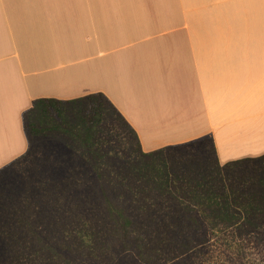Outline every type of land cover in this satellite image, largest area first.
<instances>
[{"label":"crops","instance_id":"1","mask_svg":"<svg viewBox=\"0 0 264 264\" xmlns=\"http://www.w3.org/2000/svg\"><path fill=\"white\" fill-rule=\"evenodd\" d=\"M103 93L141 151L264 154V0H0V167L41 97Z\"/></svg>","mask_w":264,"mask_h":264},{"label":"trees","instance_id":"2","mask_svg":"<svg viewBox=\"0 0 264 264\" xmlns=\"http://www.w3.org/2000/svg\"><path fill=\"white\" fill-rule=\"evenodd\" d=\"M75 103L84 119L79 124L64 109ZM105 104L125 121L100 92L37 98L22 113L27 149L0 167V264H262L256 255L264 241V180L256 190L222 170L264 154L220 164L210 138L221 175L199 162L184 167L183 177L141 170L125 183L114 181L120 168L104 166L96 143ZM42 141L60 142L67 154L56 150L55 158L87 160H36L30 178L16 181L14 165L27 162ZM74 143L82 146L75 155ZM175 146L140 152L151 157Z\"/></svg>","mask_w":264,"mask_h":264},{"label":"rangeland","instance_id":"3","mask_svg":"<svg viewBox=\"0 0 264 264\" xmlns=\"http://www.w3.org/2000/svg\"><path fill=\"white\" fill-rule=\"evenodd\" d=\"M64 109L72 122L79 124L84 120L79 110V104H66ZM98 118L99 125L96 128L98 142L96 143L97 145L100 144L104 166L107 165L112 169L120 168V171L112 173L111 177L114 181L120 180L121 183H125L129 177L138 175L137 172L141 170H146L148 174H152L156 178H159V176L172 178L177 175L183 177L182 174L186 169H183L184 167L190 163L198 164L199 162L209 165L214 177L221 175L216 162V150L213 151L210 136H206L202 143L181 144L172 148H165L161 153L147 157L141 154L139 140L132 129L107 104L103 106V112ZM78 127L80 128V125ZM47 143L49 142L42 141L37 144L27 162H18L14 165L13 172L16 181L30 178L36 160L58 161V164L68 161L75 163V165L87 160L77 156L69 159L67 157L55 158L57 151L66 154L67 152L61 151L60 142L54 141V144L49 143L50 145ZM80 145V143H74L70 153L75 155L81 151L82 146ZM227 172L229 174L227 177L230 179L242 178L244 182L253 186L256 190H261L262 187L259 184L264 180V159L226 165L225 170H222V174L226 175ZM186 178L189 179L188 176ZM262 228L264 234V226ZM216 255L215 251L212 258H217ZM256 256L264 264V241L259 244V255Z\"/></svg>","mask_w":264,"mask_h":264}]
</instances>
